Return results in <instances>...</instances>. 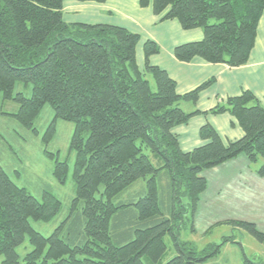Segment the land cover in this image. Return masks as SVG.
Masks as SVG:
<instances>
[{
  "label": "trees",
  "instance_id": "16d2710c",
  "mask_svg": "<svg viewBox=\"0 0 264 264\" xmlns=\"http://www.w3.org/2000/svg\"><path fill=\"white\" fill-rule=\"evenodd\" d=\"M65 0H0V104L18 105L11 116L37 134L34 121L45 105L54 121L43 136L48 144L62 120L74 125V196L69 214L48 237L29 221L49 223L62 202L51 192L39 202L13 182L0 167L1 264H161L171 238L177 255L165 264H205L222 244L197 251L179 240L182 195L196 210L206 190L202 175L239 156L253 163L264 158V104L249 91L228 98L209 111L185 113L178 102L195 105L208 80L179 95L167 72L149 62L159 49L143 45V66L136 62L137 33L113 25L68 24ZM97 2L104 0H75ZM160 21H176L184 31L200 30L202 38L174 48L180 63L198 58L209 64L238 68L248 63L255 46L264 0H139ZM17 82L31 84V96L14 94ZM233 117L243 133L223 143L209 124L199 129L201 145L180 147L175 129L198 115ZM52 158L53 154L44 150ZM264 174V166L259 171ZM67 162L54 161L52 176L63 185ZM139 181L145 188L133 200L114 199ZM229 223L263 243L252 223ZM28 238L32 250L22 262L15 249ZM146 261L144 263L143 261ZM243 264H262L244 256Z\"/></svg>",
  "mask_w": 264,
  "mask_h": 264
},
{
  "label": "rangeland",
  "instance_id": "374dc122",
  "mask_svg": "<svg viewBox=\"0 0 264 264\" xmlns=\"http://www.w3.org/2000/svg\"><path fill=\"white\" fill-rule=\"evenodd\" d=\"M32 85L17 82L14 94L21 92L26 98L31 96ZM175 106L189 113L183 102ZM18 105L12 101L0 104V167L9 175L16 185L42 201V194L51 192L59 199L63 208L60 214L49 223L29 221L30 226L44 237L50 236L54 229L69 214L68 208L74 196L72 180L74 153L70 150V140L74 125L62 120L54 123L53 138L48 144L43 136L54 121V113L49 105H45L34 121L37 134L24 129L11 116L1 113H16ZM193 127H190V130ZM199 133V132H198ZM196 137V133H195ZM199 135L197 136V139ZM179 139V137H178ZM190 142V141H189ZM183 147H186L183 143ZM44 150L53 154L50 158ZM67 162L68 174L65 184H58L52 176L54 161ZM264 166V158L258 157L253 163L245 156L228 161L211 170L204 171L206 190L199 196L196 210L192 212L190 201L182 195V204L187 210L182 211L180 219L179 240L191 244L197 251L205 249L209 244L220 245L222 239L231 237L233 242L222 244L215 257L217 263L243 264L244 256L264 264V242L260 243L229 223L231 220L252 223L264 234V174L260 169ZM145 188V182L139 181L114 199L127 202L137 198ZM164 243L167 252L161 264H165L177 255L171 238L166 235ZM32 250L26 237L15 251L22 262L24 256ZM2 257H0V264ZM146 263V261H143Z\"/></svg>",
  "mask_w": 264,
  "mask_h": 264
},
{
  "label": "crops",
  "instance_id": "0c3cea01",
  "mask_svg": "<svg viewBox=\"0 0 264 264\" xmlns=\"http://www.w3.org/2000/svg\"><path fill=\"white\" fill-rule=\"evenodd\" d=\"M62 18L68 24L113 25L139 34L140 40L136 46V62L139 68L143 66L144 43L148 40L153 41L159 52L151 56L149 62L167 72L175 82L179 95H184L202 83L213 80V84L199 94L195 105L184 103L189 113L194 110L209 111L228 98L239 96L243 91L251 92L261 104H264V12L258 24L255 46L249 61L238 68L209 64L198 58L189 63L178 62L173 56L174 48L201 40V31L197 29L184 31L176 21L161 22L160 17L152 14L150 7H140L139 0H104L103 3L65 0ZM204 124L211 125L223 143L238 140L243 136L235 119L228 114L198 115L191 118L187 125L175 129L183 151H190L203 143L197 136ZM190 127L193 128L190 130ZM182 141L188 146L183 147ZM205 264L222 263H217L213 258Z\"/></svg>",
  "mask_w": 264,
  "mask_h": 264
}]
</instances>
